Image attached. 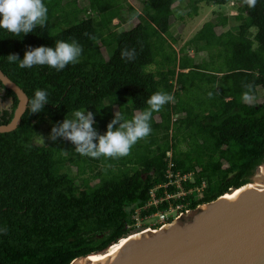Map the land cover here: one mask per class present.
Wrapping results in <instances>:
<instances>
[{
    "label": "trees",
    "instance_id": "1",
    "mask_svg": "<svg viewBox=\"0 0 264 264\" xmlns=\"http://www.w3.org/2000/svg\"><path fill=\"white\" fill-rule=\"evenodd\" d=\"M139 1L141 15L126 0H43L45 27L19 36L0 29V70L28 102L37 89L48 93L42 112L32 114L27 107L14 131L0 133V264H70L136 231L134 208L149 202L151 189L158 187L157 198L177 191L173 185L163 188L168 152L171 170L192 176L183 189L193 191L142 209V217L167 209L169 202L189 209L210 202L246 184L262 162L264 0L254 8L240 0ZM230 2L236 4V27L228 28V17L216 12L176 48L179 37L169 33L174 3L182 5L183 21L196 16L202 3ZM137 16L132 28L113 30V19L124 23ZM253 25L259 29L255 35L249 31ZM58 40L79 43L78 63L57 71L47 65L20 69L18 61L7 60L10 54L22 60L29 47H55ZM124 49H135V59H122ZM245 84L253 85L251 106L241 99ZM0 90L11 99L10 108L0 109V124H7L17 98L1 82ZM157 91L175 102L153 112L152 133L126 157H84L63 137L35 143L42 125L52 133L75 110L93 112L94 128L103 135L115 109L131 119Z\"/></svg>",
    "mask_w": 264,
    "mask_h": 264
},
{
    "label": "water",
    "instance_id": "2",
    "mask_svg": "<svg viewBox=\"0 0 264 264\" xmlns=\"http://www.w3.org/2000/svg\"><path fill=\"white\" fill-rule=\"evenodd\" d=\"M0 82L17 98L11 120L0 124V133H8L19 126L28 96L1 70ZM109 249L75 258L70 264H264V158L246 184L158 229L131 232L111 255L87 259Z\"/></svg>",
    "mask_w": 264,
    "mask_h": 264
},
{
    "label": "clouds",
    "instance_id": "3",
    "mask_svg": "<svg viewBox=\"0 0 264 264\" xmlns=\"http://www.w3.org/2000/svg\"><path fill=\"white\" fill-rule=\"evenodd\" d=\"M242 5L254 8L257 0H240ZM48 21V8L43 0H0V29H4L15 36L32 33L37 26L45 27ZM249 31L255 35L259 29L253 25ZM87 35V34H86ZM95 39V37H90ZM83 49L75 40L66 42L58 40L55 47L40 46L25 52L21 60L18 54L7 56L9 63H18L20 69L34 66H49L62 71L69 64L79 62ZM121 58L135 59V49H124ZM247 89L242 94V102L251 106L256 100L252 84H245ZM209 97L212 96L210 92ZM175 102L173 95L157 91L147 99L148 107L137 111L131 119L115 113L114 119L108 124L105 134L100 135L94 128L95 118L91 111L75 110L71 118H65L52 128L50 139L63 137L75 145V152L84 157L99 159H119L130 155L132 147L140 140L146 139L151 133V119L153 112L162 110L165 104ZM48 104V93L37 89L34 97L28 102L32 114L40 113ZM117 125H119L117 127ZM98 143L94 142L97 141ZM67 155V151L64 152ZM6 232V231H5Z\"/></svg>",
    "mask_w": 264,
    "mask_h": 264
},
{
    "label": "rangeland",
    "instance_id": "4",
    "mask_svg": "<svg viewBox=\"0 0 264 264\" xmlns=\"http://www.w3.org/2000/svg\"><path fill=\"white\" fill-rule=\"evenodd\" d=\"M128 5H131L137 12L138 15H141V8H142V3L139 0H126ZM182 5H179L178 3H174V11H175V19L173 24L170 26V31L169 33L172 35H176L179 37L178 44L176 48H180L188 39L193 37L195 33L202 27V25L213 19L215 16V13H222L228 17V23L227 27L232 29L236 27V25L239 23V21L235 18L237 15L236 11V4L233 2H230L226 5H206L205 3L200 4L199 9H198V14L196 16H193L189 18L188 16H184L183 21L180 20V16L183 14ZM123 15L126 16V10L123 11ZM136 19V18H135ZM134 19L124 22V23H119L118 19H114L112 21L113 30L115 31H120L124 29H130L133 25L136 24V22L133 21ZM119 23V24H118ZM180 23H184L183 29L179 31ZM102 51L105 53L106 49L102 47ZM189 55L194 56L195 58H199L200 55H194V52L189 51ZM204 55V54H202ZM202 57V56H201ZM195 99V98H193ZM11 107V99L9 98H3L2 93L0 92V109L4 108H10ZM126 108L124 109L125 115H126ZM115 112H117V109H115ZM51 130L49 128L48 124L42 125L39 129L38 135L35 138V143L36 144H46L50 140L51 136ZM73 171L75 172V168H73ZM192 179V178H191ZM156 193V192H155ZM158 201L151 200L148 205H156ZM149 207V206H148ZM180 210L184 212L185 209H188L187 204H180ZM138 224L140 225V228H143L145 225V222H152L155 218L150 217L148 219H143L141 216L138 218ZM138 231V230H136Z\"/></svg>",
    "mask_w": 264,
    "mask_h": 264
},
{
    "label": "built area",
    "instance_id": "5",
    "mask_svg": "<svg viewBox=\"0 0 264 264\" xmlns=\"http://www.w3.org/2000/svg\"><path fill=\"white\" fill-rule=\"evenodd\" d=\"M170 156H171V153L168 152L167 153V157H168V168H167V172H166V177H167V182L163 185V188H166L167 186H170V185H173L175 186V188L177 189V191L175 193H168L167 191H164V195L161 196L160 198H157L156 197V193L157 192V189L158 187H155L153 189L150 190V197L151 199L149 200V202L143 207V208H139V207H136L134 208V214H133V217H134V220H135V223H134V227H135V230H138V231H144V230H154V229H158L160 227H162L163 225H165L166 223H168L169 221H171L172 219H175L177 217H179L181 214L189 211L190 209H185L184 212L182 211H179L180 210V204H172V203H168V207L167 209L163 210V211H157V212H154V213H151L150 215H147V216H144L142 217L140 215V212L142 209L144 208H147L150 201L154 199V201H158L156 203V205H153V206H157L158 204H160L162 201H169L170 199H179L181 197H183L184 195H186L187 193H191L193 190L192 189H189L188 191H185L183 189V182L187 181V180H191L192 176L190 174H181L179 172H173L171 170V167H172V163H171V160H170ZM142 217L143 219H148L150 217H154L155 219L148 223L146 221L145 225L143 228L139 229L140 228V225L138 224V221H139V217Z\"/></svg>",
    "mask_w": 264,
    "mask_h": 264
},
{
    "label": "bare ground",
    "instance_id": "6",
    "mask_svg": "<svg viewBox=\"0 0 264 264\" xmlns=\"http://www.w3.org/2000/svg\"><path fill=\"white\" fill-rule=\"evenodd\" d=\"M234 193H236V191L233 192V193H227L226 196L227 197H231L232 195H234ZM144 231H146V230H144ZM133 235H135V234H131L130 236H133ZM123 241H125V238L121 239V242L120 243H115V244L111 245L108 253H106L104 255L90 256L87 259L88 260H98V259L103 258L104 256L111 255V254H113L119 248L120 244Z\"/></svg>",
    "mask_w": 264,
    "mask_h": 264
},
{
    "label": "crops",
    "instance_id": "7",
    "mask_svg": "<svg viewBox=\"0 0 264 264\" xmlns=\"http://www.w3.org/2000/svg\"><path fill=\"white\" fill-rule=\"evenodd\" d=\"M113 20H114V19H113ZM137 20H138V16H137L136 19H134L133 21H134V22H137ZM133 26H134V25H133ZM133 26H132V27H133ZM132 27H131V28H132ZM117 112H118V111H117Z\"/></svg>",
    "mask_w": 264,
    "mask_h": 264
},
{
    "label": "flooded vegetation",
    "instance_id": "8",
    "mask_svg": "<svg viewBox=\"0 0 264 264\" xmlns=\"http://www.w3.org/2000/svg\"><path fill=\"white\" fill-rule=\"evenodd\" d=\"M0 92L2 93V96H3V90H0Z\"/></svg>",
    "mask_w": 264,
    "mask_h": 264
}]
</instances>
